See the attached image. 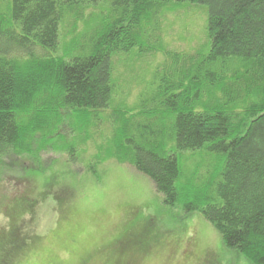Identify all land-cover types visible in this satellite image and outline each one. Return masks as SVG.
Masks as SVG:
<instances>
[{
    "label": "trees",
    "instance_id": "1",
    "mask_svg": "<svg viewBox=\"0 0 264 264\" xmlns=\"http://www.w3.org/2000/svg\"><path fill=\"white\" fill-rule=\"evenodd\" d=\"M183 3L207 8V57L193 61L163 49L176 64L167 84L149 109L111 120L114 142L103 157L101 141L88 140L116 95L113 60L143 49L141 40L160 33L168 9ZM81 20L95 25L80 34ZM227 63H236L241 77L227 79ZM89 143L99 149L96 165L131 166L165 205L199 213L225 248L264 264V0H0V184L14 197L0 204L8 221L0 230V264L30 245L22 216L46 200L40 190L46 195L57 184L50 176L32 200L18 186L36 182L27 172L51 166L41 163L44 151L64 155L81 147L86 154ZM184 152L206 160L202 177L198 169L181 174ZM24 156L32 165L9 174L7 161ZM55 199L68 221L70 210Z\"/></svg>",
    "mask_w": 264,
    "mask_h": 264
},
{
    "label": "rangeland",
    "instance_id": "2",
    "mask_svg": "<svg viewBox=\"0 0 264 264\" xmlns=\"http://www.w3.org/2000/svg\"><path fill=\"white\" fill-rule=\"evenodd\" d=\"M168 10L161 21V35L153 36L150 31L141 40L143 49L117 56L120 61L117 65L113 60L116 95L112 107L97 115L98 130H93L88 140L96 137L101 141L99 148L103 157L114 142L117 127L111 120L149 109L158 87L167 84V70L176 64L168 61L163 49L183 54L182 58L194 55L197 58L193 61L208 55L207 8L183 3ZM79 23L78 29L83 25L80 34L95 25L85 20ZM148 49L157 50L156 54ZM190 61H186V66ZM226 65L227 79L241 77L242 71L236 63ZM215 96L220 99L222 94L216 92ZM208 101V94H204L202 102ZM241 110L242 106H238L237 111ZM89 146L86 154L81 147L72 154L42 152L41 163L48 165L53 161L51 166L43 171L27 172L36 182L18 183L33 200L41 189V182L52 175L57 181L46 195L40 190L39 197L44 195L46 200L22 216L32 238L30 245L11 264H124L128 261L130 264H248L222 245L218 232L199 213L190 214L165 205L151 180L131 166L115 161L96 165L94 158L99 149L96 151L94 144ZM188 155L184 152L179 156L181 174L200 170L202 177L207 169L206 160L199 155L190 160ZM24 165H32L26 156L7 161L6 169L9 174H16ZM9 191L7 184H0L2 206L14 199ZM55 196L65 210H70L68 221L62 220L66 215L58 207ZM6 226L8 221L0 207V230L7 229Z\"/></svg>",
    "mask_w": 264,
    "mask_h": 264
}]
</instances>
